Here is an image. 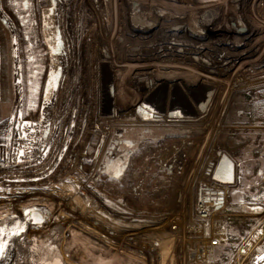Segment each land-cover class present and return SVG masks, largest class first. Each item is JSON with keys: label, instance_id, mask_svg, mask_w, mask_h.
Segmentation results:
<instances>
[{"label": "rangeland", "instance_id": "rangeland-1", "mask_svg": "<svg viewBox=\"0 0 264 264\" xmlns=\"http://www.w3.org/2000/svg\"><path fill=\"white\" fill-rule=\"evenodd\" d=\"M100 2H105V6L101 7ZM121 2L0 0V206L8 203L23 215L20 208L23 202L44 195L52 197L50 193L59 189L71 195L61 200L60 211L65 217H61V222H71L76 228L82 224L92 232L101 233L113 245L107 244L110 256L108 253L107 257L99 256L103 262L107 263L108 259L113 262L119 256L118 264H206L196 261L190 249L196 238L185 233V218L194 211L205 185L198 179L191 183L188 192L184 191L202 144L204 123L167 117L149 119L147 114L142 117L135 105L144 99L166 100L167 95L185 98L187 87L201 88L198 80L210 81L206 78L214 75L217 92L231 86L234 93L229 104L234 95H239L234 110H229V120L237 118L236 108L243 105L240 94L254 97L251 105L255 108L253 114L248 111L245 124L222 123V134L215 143V149L227 151L236 162V184L227 188L222 206L214 196L208 206L218 223L215 232L221 227L226 232L230 228L238 232V237L233 241L234 246L231 244L225 251L227 254L223 255V248L215 249L216 259L212 264H219V260L222 264H261L264 260V0H187L184 15L189 24L201 19L204 24L210 21L216 25L211 34L189 31L187 42L206 45L211 39L220 38L219 45L192 52L186 64L177 61L158 64L162 72L179 71L188 76L176 82L177 85L164 87L151 84L144 74L135 75L129 66L133 62L129 61L126 47L134 37L124 26ZM75 4L88 7L89 31L77 32L73 27ZM58 10L62 11L61 15ZM105 10L109 11L105 20L112 22L110 27L102 24ZM53 16L56 17L47 23ZM242 26L245 32L240 30ZM229 31L230 40H242L248 33L249 37L243 40L247 44L236 45L233 50L234 46L224 43ZM158 33V27H154L146 34L156 41ZM176 33L183 35L180 31ZM66 37L71 45L61 47L58 39ZM243 49L245 55H230ZM60 54L68 59L67 69H71L73 78L68 88L64 87L67 91L63 89L65 93L57 94L54 76L59 64L54 63V58ZM154 72L155 69H150V76ZM166 77L165 81L170 78ZM108 81L112 82L114 92ZM189 81L192 84L188 85ZM162 89L164 94L157 96ZM124 139L139 147L133 150L124 176L117 179L112 171L105 172V164L111 146ZM71 187L75 192L70 191ZM9 190L18 191L8 196ZM76 196L81 204H87L84 210L102 214V218L88 211H76L80 209L72 200ZM54 197L58 199L57 195ZM243 203L260 207L244 210ZM172 219L180 227L177 234L169 231ZM118 220L125 225L115 227ZM16 226L12 230L18 233ZM61 226L70 235V227ZM9 229L0 231V242L16 243L18 238H12L15 234L9 237ZM26 237L31 243L29 236ZM246 247L251 249L242 253L240 249ZM91 260L85 263L90 264ZM99 263L102 262L96 261Z\"/></svg>", "mask_w": 264, "mask_h": 264}, {"label": "bare ground", "instance_id": "bare-ground-1", "mask_svg": "<svg viewBox=\"0 0 264 264\" xmlns=\"http://www.w3.org/2000/svg\"><path fill=\"white\" fill-rule=\"evenodd\" d=\"M122 6H121V17L126 22L124 25L129 33L130 36H133L132 42L129 43L128 52L130 55L129 61L133 62V65L127 64V66H132L133 72H135V75L144 74L147 76L149 82L151 84H154L155 86L160 85L161 87L174 85L177 83H180L182 78L188 77L185 76L182 72L177 71L176 73L173 71L169 72H162L161 69L157 66L158 64L161 65V63H173L174 61H177L178 64H186V60L190 57L192 52L197 53V51L201 48L208 49V48H215L219 45V39H211V41L206 44H192L190 42H187L188 32L192 31L196 34H211L216 29V25H214L212 22H208L207 24H204V22L201 21V19L196 20L195 23L189 24L187 16L184 15V11L187 9V0L183 1L182 3L179 2V0H122ZM67 5V3H66ZM66 5L63 6V8H66ZM101 7L105 6V2H100ZM75 11L74 14H72V21H73V27L75 25L76 31L82 32L83 30L89 31L90 30V23H88V20L86 19L89 14L88 7L84 5H78L75 4ZM98 8V6H95ZM106 11V10H105ZM103 11L102 13V24H106L107 26H111L110 24L112 22L108 21L107 18L109 15V11ZM62 12V11H61ZM59 10L57 13L62 14ZM94 12V11H93ZM56 15V12H55ZM56 17V16H55ZM50 18L47 23H51L52 19ZM101 21V22H102ZM100 22V24H101ZM218 26V25H217ZM158 27L159 33L156 35L155 40L148 38V35L146 34L147 31H149L151 28ZM219 27V26H218ZM62 30V29H61ZM65 30V27H64ZM170 30H172V34L169 33ZM240 30L242 32H245V28L242 26L240 27ZM77 31V32H78ZM183 32V35H178L176 32ZM166 32V33H165ZM185 32V33H184ZM187 32V34H186ZM166 34L163 35V34ZM231 32L229 31V37L228 34H225V42L229 43L233 47L234 50L236 45H245L243 40L244 38H248V33L243 35L241 38L242 40H230L231 39ZM163 35L162 39H158V37H161ZM63 37V36H62ZM67 38V37H66ZM141 38H145L144 40H141ZM168 38V39H167ZM222 39V38H221ZM138 40V41H137ZM69 42L68 38H62L58 39V43L63 47ZM195 43V42H194ZM71 45V43H68ZM188 46V47H187ZM191 47V48H190ZM228 47V46H227ZM231 51V47H228ZM218 50V49H217ZM245 50L243 49L240 52H234L230 53V55L236 56L238 55H245ZM247 53V52H246ZM60 57L54 58V63L59 64V68L61 67L63 70V76L61 79V83L59 87H56L55 90L56 93L59 94L60 92L65 93L68 88V86L71 84L73 74L71 73V69H67L68 59H64L62 57V54H60ZM170 58H167V57ZM164 57V58H163ZM175 58V59H174ZM196 58V55H195ZM111 64H113V59L111 60ZM149 64H148V63ZM150 69H155V72L152 76H150ZM68 70V71H67ZM88 73L89 70L87 68L85 69ZM68 72V75H67ZM64 73L66 75H64ZM120 73V69H119ZM89 75V74H86ZM134 75V76H135ZM167 81H165V77L168 76ZM181 75V76H180ZM173 77V79H172ZM167 78V77H166ZM176 78V79H175ZM191 78V77H190ZM229 78H232L230 76ZM162 79V80H161ZM189 79V78H188ZM210 81H204L203 79H199L201 84V88L195 87V88H189L188 90V99L187 97L182 98L183 96H178L176 98L174 95L167 99H159V101H152V100H142L138 103H136L135 107L137 111L141 112L143 116L147 114L149 119H188V120H200L204 123L205 132L202 136V144L199 150V154L196 160V163L193 166L192 172L189 176V180L187 182V185L185 186L186 192H188L191 183L198 182L199 179L200 182H202L205 185V190H203V195L199 197V200L195 204V209L193 212L190 213V216L185 218L187 220L186 223V234H191L196 238V241L192 242V245L190 246V249H193V254H197V252L202 255L206 256L207 251H204L203 249L199 248L200 245H205L206 249L209 253H214L215 248L210 242L207 241L205 237H208L204 234L198 231L197 222L196 219H194V214L197 210H200V206H205L206 204L209 205L215 197V199L219 201V197L221 196L224 200H226L227 197V188H229L231 185H234L235 182L232 184H223L220 182H217L213 179L212 174L220 160V156L218 155V150L215 149V143H217L218 137L222 134V130L220 131V126L222 123L225 125H228L229 120V110L230 105L232 104V101L229 104V99L232 96L231 92V86L227 89H225L224 92L220 91L217 92L214 90L216 81V76H211ZM88 80V79H87ZM158 80V81H156ZM187 80V79H185ZM177 82V83H176ZM207 82V83H206ZM209 82V83H208ZM112 82H107V85L111 87V91L114 92V87ZM192 84L191 81L188 82V85ZM214 84V85H212ZM209 86V87H208ZM235 86H238L235 84ZM64 87H66L64 89ZM159 88V87H158ZM64 89V91H63ZM100 90V89H99ZM215 92H214V91ZM162 91V92H161ZM159 90L157 92V96L160 94H164V89ZM191 92V93H190ZM193 94V96H191ZM180 101L176 104V102ZM134 106V105H133ZM228 110V111H227ZM224 127V125H223ZM24 130V129H23ZM22 131V129H21ZM224 151L227 155V151L221 149ZM231 158V157H230ZM232 159V158H231ZM17 160V159H16ZM234 161V160H233ZM235 164V170H236V162ZM27 165V164H26ZM27 170H32L27 169ZM203 177V178H202ZM202 184V185H203ZM203 185V186H204ZM18 191V190H14ZM12 190H9L11 196L14 192ZM60 191V192H59ZM71 192H75V188H70ZM207 191V193H204ZM59 192V193H58ZM221 193V195H220ZM207 194V195H206ZM50 196H42L23 202L20 208H22V214H19V211L17 209H13L12 206L5 204V206H0V231H7L9 229L8 226H11L9 229L11 232V236H14L16 234L15 230L12 229L14 226L18 227V233L19 235H16L12 238H18L19 240H22L24 237L29 236L31 239L30 243V257L33 264H86L89 263L88 259H92L90 264H96V261L98 260L102 263L99 264H118V261L120 259L114 260H106V262H103L100 257L106 256L107 253L108 256L111 254V249L108 248L109 246L107 244L108 241L105 239L106 237L103 236L101 233H98L97 231L92 232L91 230H88L86 227H84L82 224L81 226H78L79 228H76V225H71V222H61V211H60V204L61 200L70 198V193L65 194L61 190L58 189V191H53V194L50 193ZM54 195L58 196V199H55ZM76 196L74 199L76 207H79L80 209H75L76 211L80 212H87L88 210H84L86 203L81 204ZM209 197V198H206ZM223 201V200H222ZM10 202V201H9ZM12 203V202H10ZM83 203V202H82ZM221 206L223 205L222 202ZM186 204H184L185 206ZM186 207V206H185ZM42 208L44 210H42ZM88 208V207H87ZM31 209H34L31 212ZM28 210V211H26ZM89 212V211H88ZM87 212V213H88ZM27 213V214H26ZM34 214L42 215L44 220L42 222V226L38 228H34V223H29L26 220V216ZM90 215L97 216L98 219L102 218V214H97L90 210ZM210 210L208 212V218L211 217ZM199 217V215H197ZM206 216V214H204ZM186 217V216H183ZM36 218V217H35ZM65 218V217H63ZM174 218V217H173ZM176 219H172V223L169 224L171 228H169V231H172L174 233H178L179 226L173 222ZM19 222V223H17ZM15 223V224H13ZM116 226H124L125 224L122 223V221H116ZM210 225V230L212 229V226L209 222L206 223V225ZM61 225H68L70 235L68 233V230L66 227ZM175 226V227H174ZM75 227V228H74ZM174 227V229L172 228ZM76 229V230H75ZM219 232H221V235L224 233L223 227L218 229ZM173 234V235H176ZM95 238V239H94ZM75 241L77 244L72 243L71 241ZM15 244V242H13ZM110 246H113L109 244ZM6 246V244H5ZM198 246V247H197ZM114 248V247H113ZM118 250L117 248H114ZM241 248L240 251L242 253H247L248 249ZM15 252L16 249L13 246V248L8 247L6 254L0 255V264H12L14 258H15ZM119 252V251H118ZM120 253V252H119ZM98 255V256H97ZM192 255V254H191ZM100 256V257H99ZM109 258H112L109 257ZM95 260V261H94ZM86 262V263H85ZM122 262V261H121ZM120 262V263H121ZM261 264H264V260Z\"/></svg>", "mask_w": 264, "mask_h": 264}, {"label": "water", "instance_id": "water-1", "mask_svg": "<svg viewBox=\"0 0 264 264\" xmlns=\"http://www.w3.org/2000/svg\"><path fill=\"white\" fill-rule=\"evenodd\" d=\"M61 48V47H60ZM63 76V70L62 68H58L57 73L55 74V86L59 87L61 79ZM218 155L220 156V160L212 174V177L217 182L223 183V184H232L235 182L236 179V170H235V164L233 159L230 158L229 155H227L224 151L221 149L218 150ZM125 168V166H124ZM124 171H122L123 173ZM221 195V193H220ZM223 198L220 196L219 201L222 202ZM221 204V203H219ZM34 209H31V212ZM42 210H44L42 208ZM28 211V210H26ZM27 214V213H26ZM36 217V218H35ZM26 220L29 223H34V228H38L42 226V222L44 220L42 215L35 216L34 214H30L26 216ZM205 234L207 236L210 235V225L207 224L205 226ZM15 258L12 262V264H33L31 257H30V242L28 241L27 237H24L22 240H17L15 243Z\"/></svg>", "mask_w": 264, "mask_h": 264}, {"label": "built area", "instance_id": "built-area-1", "mask_svg": "<svg viewBox=\"0 0 264 264\" xmlns=\"http://www.w3.org/2000/svg\"><path fill=\"white\" fill-rule=\"evenodd\" d=\"M224 201L225 200L223 199V202ZM209 210H210V213L212 214V211H211V209L209 208V206L207 204L205 206L202 205V206H200V210H197L193 217H194V219H196L198 231L201 232L202 234H204V229H205L206 223L209 222L211 224V226H212V229L210 230L211 231V233H210L211 235H209L208 237H205V238L214 247H216V246H219V245L224 244L226 242V240L228 238V228H227V232L224 229V233L222 235H221V232H219V231L215 232L214 229H215V226H217L218 223H216V219L213 218L212 215H211L210 218H208ZM204 214H206V216H204ZM197 215H199V217ZM229 223H232V222L229 221ZM174 227H172V228L174 229ZM189 235H191V234H189ZM199 248L203 249L204 251H207V255L204 257V256L200 255L197 252V254L195 256L197 258L196 261L199 262V263H206V264L214 263V261H213V254L214 253L213 254L209 253L204 244L200 245Z\"/></svg>", "mask_w": 264, "mask_h": 264}, {"label": "flooded vegetation", "instance_id": "flooded-vegetation-1", "mask_svg": "<svg viewBox=\"0 0 264 264\" xmlns=\"http://www.w3.org/2000/svg\"><path fill=\"white\" fill-rule=\"evenodd\" d=\"M123 144L129 145V148H126L125 146H123ZM138 147H139L138 144H135L131 141H126V140L125 141H121V140L116 141L111 146V155L106 159L107 163L105 164L106 165L105 172L109 173L112 171L113 176L116 177L117 179L123 177L128 166H129L130 156H131L133 150L135 151ZM115 150H120L122 153L115 155V153H114ZM124 166H125V168H124ZM122 171H124V172L122 173ZM8 247L13 248V241L12 240L10 243L9 242L6 243V246L4 248L5 254H6Z\"/></svg>", "mask_w": 264, "mask_h": 264}, {"label": "trees", "instance_id": "trees-1", "mask_svg": "<svg viewBox=\"0 0 264 264\" xmlns=\"http://www.w3.org/2000/svg\"><path fill=\"white\" fill-rule=\"evenodd\" d=\"M241 96H240V99H241V101H242V103H243V105L241 106V107H237L235 110L237 111V113H238V115H237V118L236 119H231V120H228V122L227 123H232V124H245L246 123V119H247V113H248V111H250L251 112V114H253V111H254V108H255V106H253L254 105V97L252 98L250 95H248L247 93H245V94H240ZM237 97H239V95L238 94H236V95H234L233 96V99H232V104L230 105V109L232 110H234V107H235V104L237 103L236 101H237ZM251 104H253V105H251ZM255 114V113H254ZM246 207H250V208H258V207H260V206H257L256 207V205H253V206H251V205H246L245 203H243V209L245 210V208ZM262 208V207H261ZM247 209V208H246ZM229 232H228V241L227 242H225L224 244H221V245H219V246H217L215 249H216V251H217V249H220V248H223V251H222V253H223V255H225V254H227V252L225 253V251H227L230 247H231V244L234 246V243H233V241L235 240V239H237V237H238V232L235 230V231H232L230 228H229V230H228ZM216 251L214 252V263H215V259H216V256H215V254H216ZM225 253V254H224ZM217 260H218V258H217ZM218 263L219 264H222V262H221V260H219L218 261Z\"/></svg>", "mask_w": 264, "mask_h": 264}, {"label": "snow or ice", "instance_id": "snow-or-ice-1", "mask_svg": "<svg viewBox=\"0 0 264 264\" xmlns=\"http://www.w3.org/2000/svg\"><path fill=\"white\" fill-rule=\"evenodd\" d=\"M26 123H30V122H26ZM15 235H19V233H16ZM6 243H7L6 241L0 242V255L4 253V248Z\"/></svg>", "mask_w": 264, "mask_h": 264}, {"label": "crops", "instance_id": "crops-1", "mask_svg": "<svg viewBox=\"0 0 264 264\" xmlns=\"http://www.w3.org/2000/svg\"><path fill=\"white\" fill-rule=\"evenodd\" d=\"M235 112H237V111H235ZM233 119H234V117H233ZM229 124H232V123H228V125H229ZM228 125H227V126H228ZM229 126H230V125H229Z\"/></svg>", "mask_w": 264, "mask_h": 264}]
</instances>
